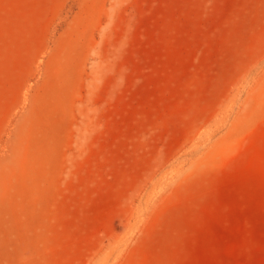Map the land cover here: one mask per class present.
Returning a JSON list of instances; mask_svg holds the SVG:
<instances>
[{
  "label": "rangeland",
  "instance_id": "obj_1",
  "mask_svg": "<svg viewBox=\"0 0 264 264\" xmlns=\"http://www.w3.org/2000/svg\"><path fill=\"white\" fill-rule=\"evenodd\" d=\"M100 263L264 264V0H0V264Z\"/></svg>",
  "mask_w": 264,
  "mask_h": 264
},
{
  "label": "bare ground",
  "instance_id": "obj_2",
  "mask_svg": "<svg viewBox=\"0 0 264 264\" xmlns=\"http://www.w3.org/2000/svg\"><path fill=\"white\" fill-rule=\"evenodd\" d=\"M260 80H261V79H260ZM257 83H258V82H257ZM254 86H255V85H254ZM240 109H242V108L240 107ZM194 156H195V155H194ZM98 261H101V260H98ZM98 261H97V262H98ZM105 262H106V261H105ZM102 263H104V261H103ZM100 264H101V263H100Z\"/></svg>",
  "mask_w": 264,
  "mask_h": 264
}]
</instances>
